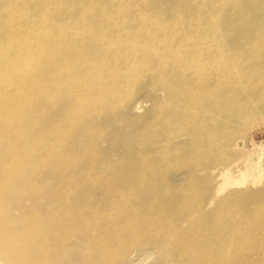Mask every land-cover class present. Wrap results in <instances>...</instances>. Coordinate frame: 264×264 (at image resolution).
<instances>
[{
    "label": "rangeland",
    "instance_id": "obj_1",
    "mask_svg": "<svg viewBox=\"0 0 264 264\" xmlns=\"http://www.w3.org/2000/svg\"><path fill=\"white\" fill-rule=\"evenodd\" d=\"M82 1L0 0L19 39L57 45L20 135L0 131V264H264V0ZM227 167L244 184L217 192Z\"/></svg>",
    "mask_w": 264,
    "mask_h": 264
},
{
    "label": "bare ground",
    "instance_id": "obj_2",
    "mask_svg": "<svg viewBox=\"0 0 264 264\" xmlns=\"http://www.w3.org/2000/svg\"><path fill=\"white\" fill-rule=\"evenodd\" d=\"M23 2L24 0H17V2L20 4V2ZM29 1H31V0H29ZM37 1H39V0H37ZM51 1V0H50ZM53 1H55V0H53ZM61 1V0H60ZM75 1V0H74ZM81 1V0H80ZM84 1V0H83ZM82 1V2H83ZM107 1V0H106ZM114 1V0H113ZM127 1V0H126ZM129 1V0H128ZM128 1H127V5H128ZM138 1V0H137ZM148 1V0H147ZM191 1V0H190ZM224 1V0H223ZM227 1V0H226ZM131 2V1H130ZM189 2V1H188ZM211 2H214V0H211ZM217 2V1H216ZM69 3H74V2H69ZM68 3V4H69ZM86 3H87V1H86ZM85 3V4H86ZM19 4H18V6H19ZM84 4V5H85ZM96 4V3H95ZM107 5H108V3H106ZM123 4V3H122ZM135 4H137V3H135ZM198 4H200V2L198 3ZM59 5V4H58ZM57 5V6H58ZM94 5V4H93ZM126 5V4H125ZM130 5H131V3H130ZM186 5H189V4H185V6ZM215 5V4H214ZM233 5H237V4H233ZM232 5V6H233ZM13 6V5H12ZM15 6V5H14ZM34 6H35V4H34ZM40 6V5H39ZM52 6V5H51ZM61 6H63V5H61ZM69 6V5H68ZM87 6V5H86ZM85 6V7H86ZM104 6V5H103ZM138 6V5H137ZM144 6V5H143ZM198 6V5H197ZM220 6H222V5H220ZM21 7H23V6H21ZM56 7V6H55ZM88 7V6H87ZM86 7V8H87ZM122 7H123V5H122ZM132 6H130L129 7V9L131 8ZM199 7V6H198ZM204 7H205V5H204ZM210 7V6H209ZM215 7H217L216 5H215ZM4 8V7H3ZM14 8V7H13ZM44 8V7H43ZM49 8H50V6H49ZM6 9V8H5ZM23 9H25V8H23ZM28 9V8H27ZM93 9V8H92ZM127 9V8H126ZM147 9V8H146ZM199 9V8H198ZM55 10V9H54ZM68 10V9H67ZM71 10H73V9H71ZM84 10V9H83ZM137 10V9H136ZM209 10V9H208ZM207 10V11H208ZM4 11V10H3ZM8 11V10H7ZM49 11H50V9H49ZM56 11V10H55ZM68 11H70V10H68ZM74 11V10H73ZM79 11V10H78ZM93 11H95V9H93ZM206 11V12H207ZM218 11V10H217ZM219 11H220V9H219ZM12 12V11H11ZM54 12V11H53ZM52 12V13H53ZM60 12V11H59ZM71 12V11H70ZM79 12H81V11H79ZM89 12V11H88ZM87 12V13H88ZM128 12V11H127ZM130 12V11H129ZM141 12V11H140ZM145 12V11H144ZM205 12V13H206ZM16 13H17V11H16ZM16 13H15V15H16ZM49 13V12H48ZM57 13V12H56ZM63 13V12H62ZM85 13V12H84ZM92 13H94V12H92ZM118 13H119V11H118ZM21 14H23V13H21ZM30 14V13H29ZM40 14V13H39ZM47 14V13H46ZM58 14V13H57ZM70 14V13H69ZM122 14V13H121ZM136 14V13H135ZM160 14V13H159ZM158 14V15H159ZM176 14V13H175ZM216 14H217V12H216ZM216 14H214V15H216ZM32 15V14H31ZM61 15V14H60ZM78 15H79V13H78ZM85 15V14H84ZM132 15V14H131ZM137 15V14H136ZM135 15V16H136ZM152 15V14H151ZM157 15V16H158ZM211 15H212V13H211ZM213 15V16H214ZM57 16H59V15H57ZM91 16H93V15H91ZM97 16V15H96ZM96 16L94 17V18H96ZM124 16V15H123ZM149 16V15H148ZM155 16V15H154ZM178 16V15H177ZM33 17H35V16H33ZM67 17H68V15H67ZM70 17H74V15L73 16H70ZM85 16H83V18H84ZM88 17H90L89 16V14H88ZM121 17V16H120ZM151 17V16H150ZM156 17V16H155ZM160 17V16H159ZM158 17V18H159ZM190 17V16H189ZM201 17H202V15H201ZM208 17V16H207ZM214 17H216V16H214ZM12 18H13V15L12 14H9L8 15V12H5V14H4V16L2 17V21H0V23H2V24H0V25H4L5 27H7L6 29H7V31H6V33L4 34V39L3 40H1L0 41V131H5V130H3L2 128H4L6 125L8 126V123L9 122H11V121H16V120H19L18 122H17V124L18 125H16L17 127L15 128V129H13L12 131L10 130V133L11 132H14V134L17 132L18 133V135H20V132L18 131V129H20L22 126H23V121H25L26 120V118H27V121L29 120L28 118V113H27V110H25V106L27 105V103H28V101H29V99H31V98H33L35 95H36V88L38 87V83H40L41 82V79H42V72H41V70H40V66L42 65V63L44 62V59H43V57L45 56L44 55V51H45V49H47V47L48 48H50V47H57V45L55 44V41H56V37H54V38H52V40H51V44H43V42L39 39V38H37L36 36H33L32 34L33 33H27V39L26 40H23V39H19V35L18 34H15V33H13L12 31H14V28H13V30H12ZM25 18V17H24ZM37 18V17H36ZM87 18V17H86ZM93 18V17H92ZM98 18V17H97ZM118 18V17H117ZM145 18H147V17H145ZM144 18V19H145ZM177 18V17H176ZM183 18V17H182ZM193 18V17H192ZM15 19V18H14ZM34 19V18H33ZM38 19V18H37ZM40 19V18H39ZM38 19V20H39ZM77 19H78V17H77ZM89 19V18H88ZM126 19V18H125ZM160 19H162V18H160ZM165 19V18H164ZM195 19V18H194ZM206 19V21H208L207 20V18H205ZM29 20V19H28ZM47 21H48V19H46ZM92 20V19H91ZM91 20H89V21H91ZM130 20V19H129ZM132 20H134V19H132ZM135 20H137L136 18H135ZM134 20V21H135ZM146 20V19H145ZM167 19H165V21H166ZM173 20V19H172ZM177 20V19H176ZM175 20V21H176ZM181 20V19H180ZM187 20V19H186ZM197 20V19H196ZM22 21V20H21ZM30 21V20H29ZM33 21V20H32ZM62 21V20H61ZM164 21V22H165ZM169 21V20H168ZM178 21H179V19H178ZM184 21V20H183ZM199 21H201V19L199 20ZM37 22V21H36ZM39 22V21H38ZM51 22V21H50ZM58 22H60V21H58ZM57 22V23H58ZM78 22H80L79 20H78ZM84 22V21H83ZM147 22V21H146ZM156 22H158V19H157V21ZM162 22V21H161ZM211 22V21H210ZM209 22V23H210ZM25 23V22H24ZM54 23V22H53ZM57 23H54L53 25H55V24H57ZM61 23V22H60ZM59 23V24H60ZM95 23H97V20H96V22ZM172 22L170 21V24H171ZM203 24L202 25H204V22H202ZM8 24H9V26H8ZM15 24V23H14ZM91 24H92V21H91ZM142 24V23H141ZM191 24H193L192 22H191ZM200 24H201V22H200ZM33 25V24H32ZM61 25V24H60ZM123 25V24H122ZM137 25V24H136ZM145 25V24H144ZM184 26H185V24H183ZM189 25H190V22H189ZM214 25H215V19H214ZM11 26V27H10ZM35 26V25H34ZM39 26V25H38ZM44 26V25H43ZM45 26H46V24H45ZM49 26V25H48ZM98 26V25H97ZM103 26H104V23H103ZM175 26V25H174ZM173 26V27H174ZM183 26V27H184ZM193 26V25H192ZM205 26H207V23H206V25ZM205 26H204V29H205ZM210 26V25H209ZM1 27V26H0ZM50 27V26H49ZM186 27V26H185ZM35 28V27H34ZM110 28V27H109ZM128 28V27H127ZM143 28V27H142ZM178 28V27H177ZM190 28V27H189ZM216 28V27H215ZM218 28V27H217ZM216 28V29H217ZM3 29V28H2ZM16 29H17V27H16ZM53 29H55V28H53ZM112 29V28H111ZM111 29H109V30H111ZM114 29V28H113ZM129 29H130V27H129ZM128 29V30H129ZM150 29V28H149ZM155 29V28H154ZM158 29V28H157ZM157 29H155V30H157ZM166 29V28H165ZM176 29V28H175ZM186 29V28H185ZM194 30H195V27L193 28ZM204 29H203V31H204ZM221 29V28H220ZM35 30V29H34ZM133 30V29H132ZM135 30H137V29H135ZM167 30V29H166ZM172 30V29H171ZM188 30V29H187ZM200 30V29H199ZM207 30V29H206ZM114 31V30H113ZM189 31V30H188ZM191 31H192V28H191ZM201 31V30H200ZM212 31V30H211ZM216 31V30H215ZM219 31V33H220V30H218ZM9 32H11V33H9ZM19 32V31H18ZM21 32V31H20ZM45 32L47 33V30H45ZM57 32V31H56ZM55 32V33H56ZM108 32V31H107ZM163 32V31H162ZM164 32H165V30H164ZM199 32V31H198ZM222 32V31H221ZM9 33V34H8ZM110 33H112V30H111V32ZM130 33H131V31H130ZM140 33V32H139ZM157 33V32H156ZM155 33V34H156ZM206 33H208V30H207V32ZM87 34V33H86ZM94 34V33H93ZM125 34V33H124ZM181 34V33H180ZM185 34H187V33H184V35ZM198 34V33H197ZM223 34V33H222ZM65 35H68V33L67 32H64V33H62L61 34V37H63V36H65ZM85 35V34H84ZM97 35V34H96ZM142 37L143 36H146V35H144V33H143V35L142 34H140ZM86 37H87V35H85ZM109 36H110V34H109ZM122 36V35H121ZM167 36V35H166ZM165 36V37H166ZM176 36V35H175ZM174 36V37H175ZM178 36V35H177ZM200 36H202L201 35V33H200ZM78 37V36H77ZM76 37V38H77ZM158 37V36H157ZM161 39H162V37L161 36H159ZM173 37V38H174ZM192 37H195V36H193L192 35ZM208 37V36H207ZM213 37H214V35H213ZM218 37V36H217ZM216 37V38H217ZM44 38V37H43ZM112 38V37H111ZM148 38V37H147ZM167 38V37H166ZM166 38H165V40H166ZM197 38V37H196ZM77 39H79V38H77ZM143 39V38H142ZM145 39V38H144ZM153 39V38H152ZM151 39V40H152ZM183 39V38H182ZM221 39H222V37H221ZM148 40H150V39H147V41ZM156 40V39H155ZM173 40V39H172ZM176 40V39H175ZM180 40V39H179ZM184 40V39H183ZM195 40V39H194ZM208 40V39H207ZM215 40V39H214ZM158 41V40H157ZM156 41V42H157ZM163 41H164V39H163ZM177 41H178V39H177ZM182 41V40H181ZM192 41V40H191ZM198 41V40H197ZM201 41V40H200ZM121 42V41H120ZM127 42V41H126ZM125 42V43H126ZM153 42V41H152ZM155 42V41H154ZM189 42V41H188ZM219 42H221V41H219ZM97 43V42H96ZM101 43H103V42H101ZM147 44H148V42H146ZM168 43V42H167ZM181 43V42H180ZM185 43V42H184ZM193 43V42H192ZM212 43V42H211ZM222 43V42H221ZM93 44V43H92ZM122 44V43H121ZM154 44V43H153ZM161 44V43H160ZM175 44H177L176 42H175ZM178 44H179V42H178ZM182 44V43H181ZM187 44V43H186ZM191 44V43H190ZM213 44V43H212ZM91 45V44H90ZM99 45V44H98ZM167 45V44H166ZM188 45V44H187ZM198 45V44H197ZM222 45V44H221ZM47 46V47H46ZM95 46V45H94ZM126 46H127V44H126ZM150 46H151V44H150ZM158 46H160V45H158ZM177 46V45H176ZM63 47V46H62ZM93 46H91V48H92ZM139 47H142V46H139ZM139 47H137V48H139ZM168 47V46H167ZM175 47V46H174ZM184 47V46H183ZM201 47V46H200ZM203 47V46H202ZM90 48V49H91ZM94 48V47H93ZM159 48V47H158ZM175 48H179V47H175ZM194 48V47H193ZM222 48V47H221ZM51 49V48H50ZM95 49V48H94ZM98 49V48H97ZM102 49V48H101ZM113 49V48H112ZM122 49V48H121ZM203 49V48H202ZM92 50V49H91ZM111 50V49H110ZM119 50V49H118ZM150 50V49H149ZM172 50V49H171ZM180 50V49H179ZM183 50V49H182ZM188 50V49H187ZM187 50H185V51H187ZM194 50V49H193ZM213 50V49H212ZM51 51H53V50H51ZM175 51V50H174ZM204 51V50H203ZM216 51V50H215ZM214 51V52H215ZM68 52V51H67ZM66 52V53H67ZM96 52V51H95ZM121 52V51H120ZM151 52H152V50H151ZM179 52V51H178ZM195 52V51H194ZM206 52V51H205ZM209 52V51H208ZM213 52V53H214ZM48 53H49V51H48ZM71 52H69V54H70ZM93 53V52H92ZM91 52H90V54H92ZM99 53H100V51H99ZM146 53V52H145ZM161 53H165V51L163 52H161ZM160 53V54H161ZM211 53V52H210ZM84 54L85 55H87L86 53H82V54H80L81 55V57H83V58H85V56H84ZM88 54H89V52H88ZM95 54H97V53H95ZM94 54V55H95ZM151 54V53H150ZM185 53H183V55H184ZM204 54V53H203ZM207 54V53H206ZM209 54V53H208ZM73 55H75L74 53H73ZM83 55V56H82ZM93 55V54H92ZM92 55H90V56H92ZM167 55H168V53H167ZM170 55V54H169ZM186 55V54H185ZM184 55V56H185ZM188 55H190V54H188ZM192 55V54H191ZM201 55V54H200ZM211 55V54H210ZM65 56H66V54H65ZM68 56V55H67ZM153 56V55H152ZM157 56V55H156ZM155 56V57H156ZM161 56V55H160ZM165 56H166V54H165ZM215 56V55H214ZM60 57V56H59ZM71 57V56H70ZM119 57V56H118ZM146 57H148V56H146ZM163 57V56H162ZM167 57V56H166ZM172 57V58H171ZM209 57V56H208ZM98 58H99V56H98ZM97 58V59H98ZM168 58V57H167ZM170 58L171 59H173V56H171L170 55ZM182 58V57H181ZM200 58V57H199ZM204 58V57H203ZM207 58V57H206ZM149 59H151V57H149ZM161 59V58H160ZM169 59V58H168ZM170 59V60H171ZM202 59V58H201ZM52 60V59H51ZM54 60H56L55 58H54ZM128 60V59H127ZM188 60V59H187ZM205 60V59H204ZM210 60V59H209ZM82 61V60H81ZM97 61V60H96ZM148 61V60H147ZM167 61V60H166ZM166 61H162L161 60V62H165L166 63ZM169 61V60H168ZM207 62H208V60H206ZM79 62V61H78ZM118 62V61H117ZM128 62V61H127ZM155 62V61H154ZM205 62V61H204ZM54 63V65L51 67V70L52 71H55V70H59V69H62V65L61 64H59V63H56V62H53ZM120 63V62H119ZM201 63V62H200ZM125 64H127V63H125ZM151 64V63H150ZM163 64V63H162ZM162 64H160V65H162ZM167 64H168V62H167ZM192 63H190V65H191ZM209 64V63H208ZM211 64V63H210ZM70 65H72V64H70ZM85 65V64H84ZM156 65V64H155ZM196 65V64H195ZM194 65V66H195ZM157 66V65H156ZM153 67H154V65H153ZM164 67H166V66H164ZM168 67V66H167ZM192 66H190L189 68H191ZM200 67V66H199ZM202 67H204V66H202ZM46 68V67H45ZM65 68H66V65H65ZM120 68V67H119ZM83 69V68H82ZM123 69V68H122ZM175 69V71L177 70V71H180V70H182V67L181 66H177V67H175L174 68ZM174 69H173V71L172 72H174ZM204 69V68H203ZM74 70H75V68H74ZM79 70V69H78ZM165 70V69H164ZM185 70V69H184ZM71 71V70H70ZM80 71V70H79ZM61 72H62V70H61ZM64 72V71H63ZM45 73V72H44ZM67 73H70V72H67ZM80 73H82V72H80ZM147 73V72H146ZM160 73V72H159ZM177 73V72H176ZM175 73V74H176ZM179 73V72H178ZM183 73H185V72H183ZM56 74V73H55ZM60 74V73H59ZM71 74V73H70ZM72 74H73V72H72ZM71 74V75H72ZM109 74V73H108ZM170 74V73H169ZM142 75V74H141ZM144 75V74H143ZM162 75V74H161ZM165 75V74H164ZM172 75V74H171ZM184 75V74H183ZM56 76V75H55ZM55 76L53 77V78H55ZM103 76H104V74H103ZM67 77V76H66ZM65 77V78H66ZM164 77V76H163ZM51 78V77H50ZM122 78H124V77H122ZM45 79H47V77L45 78ZM130 79V78H129ZM138 79V78H137ZM121 81H122V79H120ZM47 81H49V80H47ZM55 81V80H54ZM59 81V80H58ZM79 81H80V79H74V81L73 82H71L70 83V86L71 85H73V88H75L76 86H79L80 85V83H79ZM108 81H109V79H108ZM229 81V80H228ZM83 81H81V83H82ZM133 82V81H132ZM225 82V81H224ZM59 83V82H58ZM106 83V82H105ZM225 83H227V82H225ZM57 84V83H56ZM56 84H55V86H56ZM107 84V83H106ZM25 85L27 86L26 88H24L25 87ZM48 86V85H47ZM62 86V85H61ZM49 87V86H48ZM54 87V86H53ZM50 88V87H49ZM60 88V87H59ZM61 88H63V87H61ZM54 89V88H53ZM170 89V88H169ZM63 90V89H62ZM133 90V89H132ZM62 92V91H61ZM60 92V93H61ZM42 93V92H41ZM49 93V92H48ZM133 93V92H132ZM43 94V93H42ZM62 94V93H61ZM42 96V95H41ZM57 96H59L60 97V95H57ZM39 97V96H38ZM105 97V96H104ZM41 98V97H40ZM43 98H44V96H43ZM61 98H63V97H61ZM68 98V97H67ZM70 98V97H69ZM71 98H72V96H71ZM102 98H103V96H102ZM110 98V97H109ZM109 98H108V101H109ZM113 99H114V97H112ZM36 99V98H35ZM54 99V98H53ZM37 100V99H36ZM58 100H60V99H58ZM115 100V99H114ZM71 101V100H70ZM33 102H37V101H33ZM32 102V103H33ZM39 102V101H38ZM45 102V101H44ZM47 102V101H46ZM107 102V101H106ZM111 102V101H110ZM42 103H43V99H42ZM105 103V102H104ZM113 103V102H112ZM37 104V103H36ZM54 104V103H53ZM75 104V103H74ZM105 105V104H104ZM32 106H34V105H32ZM49 106H50V104H49ZM69 106V105H68ZM101 106H103V105H101ZM35 107V106H34ZM28 108V107H27ZM104 108V107H103ZM32 109H34V108H32ZM36 109V108H35ZM214 109V108H213ZM34 111V110H33ZM66 111V110H65ZM82 112V111H81ZM80 112V113H81ZM32 113H34V112H32ZM92 113V112H91ZM35 114H41V113H35ZM63 115V114H62ZM31 116V115H30ZM89 116V115H88ZM61 117V116H60ZM33 118H34V116H33ZM83 118V117H82ZM60 119V118H59ZM62 120V119H61ZM60 121V120H59ZM75 121V120H74ZM56 122V121H55ZM54 123V122H53ZM13 124V123H12ZM62 124H63V122H62ZM65 124V126H66V123H64ZM25 125H26V123H25ZM77 125V124H76ZM195 125H196V123H195ZM6 126V127H7ZM12 126V125H11ZM30 127V126H29ZM28 127V128H29ZM49 127H51V126H49ZM74 127H75V125H74ZM26 128V127H25ZM52 129H53V127H51ZM27 129V128H26ZM8 130V129H7ZM6 130V131H7ZM73 130V129H72ZM31 131V130H30ZM44 131V130H43ZM8 132V131H7ZM6 132V133H7ZM70 132V131H69ZM24 133V132H23ZM46 134V133H45ZM59 134V133H58ZM57 134V136H59ZM48 135V134H47ZM16 136V135H15ZM31 136V135H30ZM35 136V135H34ZM37 136H38V134H37ZM44 136V135H43ZM68 136V135H67ZM50 137V136H49ZM28 138H29V136H28ZM34 138H36V137H34ZM44 138V137H43ZM43 138H39V139H43ZM67 138V137H66ZM38 139V140H39ZM47 139V138H46ZM49 139V138H48ZM52 139V138H51ZM19 140H21V139H19ZM35 140V139H34ZM14 141V140H13ZM23 141V140H22ZM30 141V140H29ZM20 142V141H19ZM18 142V143H19ZM39 142V141H38ZM44 143H46V142H44ZM22 144V143H21ZM13 147V146H12ZM11 147V148H12ZM30 149V148H29ZM27 151V150H26ZM11 152V151H10ZM22 153V152H21ZM30 155V154H29ZM23 157V156H22ZM28 157V156H27ZM3 158H4V156H3ZM7 158V157H6ZM5 158V159H6ZM30 159V158H29ZM28 159V160H29ZM13 160V159H12ZM5 161H8V160H5ZM5 161H3L4 163H6ZM26 162V161H25ZM25 164V163H24ZM243 165H247V164H243ZM21 166V165H20ZM3 167H5V166H3ZM243 167V166H242ZM257 167V166H256ZM13 168V167H12ZM250 168V167H249ZM19 169V168H18ZM12 170V172H13V170H14V168L13 169H11ZM9 171H10V169H9ZM244 171V170H243ZM242 171V172H243ZM241 172V173H242ZM245 172V171H244ZM218 174H219V176H220V178H221V181L220 182H222V184L218 187V189H217V192H219V191H221L224 187H227V186H229V185H233V184H236L237 185V183L239 184V182H242L243 183V181H241L240 180V177L241 176H239V178H236V177H234L235 175H237L236 173L234 174V176L233 175H231L230 174V169H229V167H227V168H224V169H222L221 171H220V173H219V171H218ZM217 174V175H218ZM240 174V173H239ZM238 174V175H239ZM243 174H245V173H243ZM250 175V174H249ZM243 176V175H242ZM245 176V175H244ZM243 176V177H244ZM217 178H218V176H216ZM9 178V175L6 173V174H3L2 176H1V179H2V181H0V183H3L4 181H6L7 179ZM242 178V177H241ZM141 180V179H140ZM242 180H243V178H242ZM30 181V180H29ZM37 181V180H36ZM244 181H245V177H244ZM20 182V181H19ZM254 182V181H253ZM242 183H240L241 185H242ZM33 184V183H32ZM135 184H136V181H135ZM142 184V183H141ZM140 184V185H141ZM244 184V183H243ZM31 186V185H30ZM139 186V185H138ZM4 186H3V184H0V200H2L3 199V197H4V188H3ZM28 188H29V186H27ZM137 187V186H136ZM120 188V187H119ZM127 188V187H126ZM133 188V187H132ZM138 188V187H137ZM133 190V189H132ZM132 192V191H131ZM215 192V191H214ZM216 192V193H217ZM71 193V192H70ZM215 193V194H216ZM7 195V194H6ZM67 195V194H66ZM7 197V196H6ZM5 199V198H4ZM44 200V199H43ZM62 200H63V198H62ZM6 201V200H5ZM3 202V201H2ZM23 202V201H22ZM21 202V203H22ZM66 202H67V200H66ZM98 202V201H97ZM96 202V203H97ZM10 203V202H9ZM8 203V204H9ZM7 204V201H6V203H4V206ZM23 204V203H22ZM21 204V205H22ZM99 204V203H98ZM3 205V204H2ZM10 205V204H9ZM110 205V204H109ZM4 206H3V208H4ZM8 206V205H7ZM1 207V206H0ZM46 207H48V206H46ZM111 207H112V205H111ZM6 208V207H5ZM58 208V207H57ZM94 208H96V207H94ZM90 209V208H89ZM110 209V208H109ZM95 210V209H94ZM113 212V211H112ZM114 212H116V211H114ZM1 213V212H0ZM100 214H101V212H99ZM121 213V212H120ZM2 214H4V213H2ZM2 214H0L1 216H2ZM6 215L5 216H8L7 215V213H5ZM29 215V214H28ZM31 215V214H30ZM33 215V214H32ZM110 215H112V213L110 214ZM117 215V214H116ZM4 216V215H3ZM159 216V215H158ZM31 217V216H30ZM114 217V216H113ZM112 217V218H113ZM146 217V216H145ZM145 217H144V219H145ZM1 218V217H0ZM40 218H41V216H40ZM39 218V219H40ZM87 218V217H86ZM147 218V217H146ZM157 218V217H156ZM163 218V217H162ZM5 219H7V217L5 218ZM9 220H10V218H8ZM36 219V218H35ZM107 219H108V217H107ZM129 219V218H128ZM2 220V219H1ZM9 220H5V222L7 223ZM38 220V219H37ZM174 221H177V220H174ZM4 222V223H5ZM35 222V221H34ZM127 222H128V220H127ZM148 222V221H147ZM3 223V224H4ZM36 223H38V222H35L34 224H36ZM115 224V223H114ZM122 224V223H121ZM130 224V223H129ZM39 225H40V223H39ZM38 225V226H39ZM118 225V224H117ZM124 226H125V224H123ZM131 225V224H130ZM0 226H1V224H0ZM37 226V227H38ZM78 226V225H77ZM105 226V225H104ZM111 226H113V225H111ZM4 227V226H3ZM34 227H36V225L34 226ZM36 227V228H37ZM41 227V226H40ZM39 227V228H40ZM82 227V226H81ZM84 227V226H83ZM115 227H116V225H115ZM126 227V226H125ZM134 227V226H133ZM39 228H37V229H39ZM112 228H114V227H112ZM123 228V227H122ZM41 229V228H40ZM118 229H120V228H118ZM1 230V229H0ZM79 230V229H78ZM103 230V229H102ZM34 231H35V228H34ZM57 231H59L58 229H57ZM5 232V231H4ZM8 232V231H7ZM7 232H5L6 234H7ZM2 233V232H1ZM251 233V232H250ZM4 234V233H3ZM47 234V233H46ZM1 235V234H0ZM45 235V234H44ZM219 235V234H218ZM251 235H253V233L251 234ZM221 236V235H220ZM30 237V236H29ZM42 237V236H41ZM40 237V239H42ZM116 237H119V236H116ZM4 238V237H3ZM44 238V237H43ZM246 238V237H245ZM119 239V238H118ZM123 239V238H122ZM127 239V238H126ZM106 240V239H105ZM249 240H250V238H249ZM251 240H253V239H251ZM250 240V241H251ZM33 241V240H32ZM55 241H56V239H55ZM58 241V240H57ZM107 242V241H106ZM43 243H44V241H43ZM47 243H48V241H47ZM53 243V242H52ZM102 243V242H101ZM119 243H122V242H119ZM126 243V242H125ZM5 244V243H4ZM4 244H2V245H4ZM56 244H58V243H56ZM123 244V243H122ZM248 244V243H247ZM246 244V245H247ZM9 245V244H8ZM14 245V244H13ZM52 245H54V244H52ZM107 245V244H106ZM6 246V245H5ZM4 246V247H5ZM10 246V245H9ZM8 246V247H9ZM120 246V245H119ZM244 246V245H243ZM1 248L3 247V246H0ZM4 247L2 248V249H4ZM46 247V246H45ZM47 247H49L48 245H47ZM46 247V248H47ZM56 247V246H55ZM104 247V246H103ZM109 248H110V246H108ZM112 247V246H111ZM11 248V247H10ZM41 248V247H40ZM113 248V247H112ZM181 248V247H180ZM247 248H249V246H247ZM36 249V248H35ZM51 249V248H50ZM50 249H48V250H50ZM56 249H57V247H56ZM55 249V250H56ZM101 249H103V248H101ZM105 249V248H104ZM114 249V248H113ZM9 250V249H8ZM48 250H47V253H48ZM247 250V249H246ZM101 251V250H100ZM99 251V252H100ZM110 253V252H109ZM14 254H15V251H14ZM113 254V253H112ZM120 254V253H119ZM189 254V253H188ZM17 255H19V254H17ZM45 255V254H44ZM38 256V255H37ZM41 257H42V255H40ZM39 256V257H40ZM106 256V255H105ZM123 256V255H122ZM243 256V255H242ZM38 257V258H39ZM40 257V258H41ZM44 257V256H43ZM190 257V256H189ZM248 257V256H247ZM16 258V257H15ZM38 258H36V260L38 259ZM114 258V257H113ZM247 259V258H246ZM41 260H42V258H41ZM248 260V259H247ZM213 261V260H212ZM245 261V260H244ZM1 262V261H0ZM21 262V261H20ZM216 262V261H215ZM219 262V261H218ZM248 262V261H247ZM40 263H41V261H40ZM249 263V262H248ZM102 264V263H101ZM233 264V263H232ZM239 264V263H238Z\"/></svg>",
    "mask_w": 264,
    "mask_h": 264
}]
</instances>
